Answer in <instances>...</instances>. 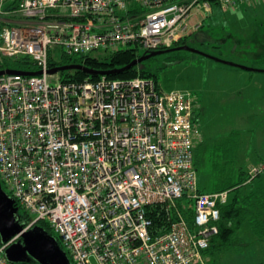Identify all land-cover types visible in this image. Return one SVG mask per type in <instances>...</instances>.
<instances>
[{
	"label": "built area",
	"instance_id": "built-area-1",
	"mask_svg": "<svg viewBox=\"0 0 264 264\" xmlns=\"http://www.w3.org/2000/svg\"><path fill=\"white\" fill-rule=\"evenodd\" d=\"M255 1L0 0V56L42 72L0 76V183L31 218L24 230L45 222L71 264H205L228 192L198 188L192 94L140 76L52 84L49 54L171 47L201 27L194 8ZM184 199L193 230L178 212L154 234L147 208Z\"/></svg>",
	"mask_w": 264,
	"mask_h": 264
},
{
	"label": "rangeland",
	"instance_id": "rangeland-1",
	"mask_svg": "<svg viewBox=\"0 0 264 264\" xmlns=\"http://www.w3.org/2000/svg\"><path fill=\"white\" fill-rule=\"evenodd\" d=\"M208 14L210 17L203 21L205 12L198 13L194 8L188 22H205L203 30L195 34L189 31L187 37L177 42L188 40L185 45L191 48L257 71L243 70L184 50L157 55L136 66L139 70L150 69L165 90L190 92L200 105L194 133V164L199 189L205 193L214 192L222 184L244 181L238 198L250 214L230 244L201 253L203 263L206 258L207 264H264V59L254 60L248 49L249 45H256L264 51V28L252 29L255 23L261 26L264 22V0L226 9L212 4ZM249 29L251 43L246 35ZM142 52L136 50L138 54ZM61 53L64 52L56 49L52 57L58 59ZM89 54L100 58L109 52L99 49ZM2 59L0 56V61ZM57 75H49L50 83L57 82ZM137 76L140 75L133 77ZM0 187L10 196L5 185L0 183ZM223 191L228 192L226 204L235 200L234 190ZM22 214L23 210L18 208L19 222ZM62 251L69 256L65 249ZM30 264L39 263L30 260Z\"/></svg>",
	"mask_w": 264,
	"mask_h": 264
},
{
	"label": "trees",
	"instance_id": "trees-1",
	"mask_svg": "<svg viewBox=\"0 0 264 264\" xmlns=\"http://www.w3.org/2000/svg\"><path fill=\"white\" fill-rule=\"evenodd\" d=\"M188 40H182L179 43L177 42L172 47H178L181 45L187 44ZM170 47V48H172ZM161 49V48H160ZM136 48H125L115 52L109 53L104 57H92L90 54L87 55H76V56H68L64 53H61L58 59L52 57V54H49L48 66L49 68H54L56 66H63L67 64L81 65L87 67L89 69L98 70V71H109L113 69H119L121 67L129 64L133 59L137 56H141L145 53L143 51L141 54L136 53ZM62 52V51H61ZM139 56V57H140ZM154 58V57H153ZM3 69H12L18 71H37V67L35 63L28 56H21L18 58H4L0 61V70ZM140 75L145 78H152L157 84L158 80L156 75L150 69H141L137 66H134L121 74L110 75L108 78H130L136 75ZM60 81H84L91 80L95 81L100 78V76H89L82 71L70 70L59 72L57 75ZM198 104L195 101V104ZM199 105V104H198ZM200 106V105H199ZM198 108L194 109V119L197 120L196 111ZM200 114V113H198ZM195 165V164H194ZM241 181L238 184H222L219 187H216L214 192L223 191V190H234L236 194L234 195L235 200L233 199L227 204L220 206V218L218 222V233L213 236L209 241V246L202 253L210 251L211 249H218L221 247H225L230 244V241L233 239V235L239 230L242 223L248 218L250 211L244 204L240 205L242 200L238 198V191L244 185ZM200 190V189H199ZM201 191V190H200ZM229 191V192H230ZM202 192V191H201ZM183 203V200L180 201ZM244 202L247 203L246 200ZM238 203V204H237ZM243 203V202H242ZM184 205H187V208H182V204L178 203L176 208L165 209V206L161 204L152 205L147 208V216L152 221V231L154 234L167 232L169 230L170 224L173 222L179 221L178 212L180 215L184 217L186 223L190 230H193V212H192V202L184 199ZM264 209V203L262 204ZM18 208V207H17ZM264 213V212H263ZM31 218L22 214L20 217L21 224L25 227L28 221ZM33 227L41 228L47 235L54 238L57 245L61 250H63V245L61 243L60 237L53 232L49 226L46 225L45 222H38ZM32 228V227H31ZM55 235V236H54ZM3 244L0 243V246ZM68 257V256H67ZM69 259V257H68ZM70 261V260H69ZM207 262L205 258V263ZM10 264H30V262H20V263H11ZM207 264V263H206Z\"/></svg>",
	"mask_w": 264,
	"mask_h": 264
},
{
	"label": "water",
	"instance_id": "water-1",
	"mask_svg": "<svg viewBox=\"0 0 264 264\" xmlns=\"http://www.w3.org/2000/svg\"><path fill=\"white\" fill-rule=\"evenodd\" d=\"M184 50L193 52L195 54L224 62L240 67L247 71H257L254 68H249L243 65L234 64L228 61H223L206 54L200 50L191 48L187 45H181L170 49H157L145 52L138 58L133 59L129 64L119 69L109 71H98L89 69L81 65L67 64L63 66H56L47 70L48 75H56L59 72L77 70L89 76H110L121 74L122 72L144 62L152 57L169 53L173 51ZM41 71H18L12 69L0 70L2 75H22V76H39ZM17 206L11 196H7L2 192L0 187V234L2 244H8L4 251L5 258L11 263L30 262L34 260L39 264H70L68 257L59 248L54 238L47 235L41 228L32 227L24 230V226L19 222L17 217Z\"/></svg>",
	"mask_w": 264,
	"mask_h": 264
},
{
	"label": "crops",
	"instance_id": "crops-1",
	"mask_svg": "<svg viewBox=\"0 0 264 264\" xmlns=\"http://www.w3.org/2000/svg\"><path fill=\"white\" fill-rule=\"evenodd\" d=\"M219 7V6H218ZM212 11V10H211ZM211 13V12H210ZM196 16H194V18H195ZM207 17H210V14H207V15H205V17H204V19H203V21L207 18ZM196 20H193L192 22H195ZM204 23L205 22H201V29L200 30H197V31H195V32H202V30H203V26H204ZM256 26H259V27H262V28H264L263 26H264V22H263V24L260 26V25H258L257 23H255L254 24V26H253V28L252 29H255V27ZM249 31H251V29H249L248 31H247V33H246V35H247V39L248 40H250V37H249ZM195 32H194V34H195ZM251 34V33H250ZM264 35V34H263ZM254 40V39H253ZM254 41H256V40H254ZM250 43H251V40H250ZM258 47H260V46H256L255 45V47H253L252 45H249L248 46V49H249V55H251V53H252V55H253V57H254V60H260V59H264V51L263 50H261V49H257ZM248 52V51H247ZM256 52H260L261 54H262V56L260 55V54H258V55H256L257 53ZM159 86H160V84H158ZM161 87V86H160ZM162 88V87H161ZM163 89V88H162ZM163 90H165V89H163ZM170 90H174V89H170ZM165 91H169V90H165ZM195 106H196V108L199 106L198 104H195ZM199 188V187H198Z\"/></svg>",
	"mask_w": 264,
	"mask_h": 264
},
{
	"label": "bare ground",
	"instance_id": "bare-ground-1",
	"mask_svg": "<svg viewBox=\"0 0 264 264\" xmlns=\"http://www.w3.org/2000/svg\"><path fill=\"white\" fill-rule=\"evenodd\" d=\"M173 48V47H172ZM66 251V250H65ZM66 253H67V251H66Z\"/></svg>",
	"mask_w": 264,
	"mask_h": 264
}]
</instances>
